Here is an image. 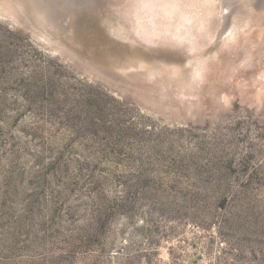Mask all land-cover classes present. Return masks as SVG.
Returning <instances> with one entry per match:
<instances>
[{
  "label": "rangeland",
  "instance_id": "1",
  "mask_svg": "<svg viewBox=\"0 0 264 264\" xmlns=\"http://www.w3.org/2000/svg\"><path fill=\"white\" fill-rule=\"evenodd\" d=\"M17 1L0 0V264H264V0H226L214 49L134 0Z\"/></svg>",
  "mask_w": 264,
  "mask_h": 264
},
{
  "label": "bare ground",
  "instance_id": "2",
  "mask_svg": "<svg viewBox=\"0 0 264 264\" xmlns=\"http://www.w3.org/2000/svg\"><path fill=\"white\" fill-rule=\"evenodd\" d=\"M18 1H17V4L22 9H23V7L30 6L34 3V4H37L36 12L39 13V11L41 10V7H39V6H41L40 0H35V1L33 0L31 2L26 0L24 2L21 1L22 3L18 2ZM118 1H121V0H118ZM134 2L137 3V5L142 6V8L145 9V12H147L151 16L152 23L155 24L156 29H158V30L162 29L164 26L171 25V23H177L176 27L183 25L185 28H187V29L189 28V30H192V32H193V34H192L193 43H195L197 45L200 43L206 42L207 46L209 44L210 48L214 49L216 42L217 43L221 42L222 36H224L225 34H228L229 32L230 33L232 32V35H233V32L236 30L235 25L237 22L234 21V18H235L234 17V11H232V8L230 10L231 12L228 10L230 5L228 7V5L226 4V0H134ZM121 3H122V1H121ZM253 4H255V2ZM228 11L230 12V14L228 13ZM226 13H228V14L225 15ZM43 14H44V11H43ZM34 15H35L34 20L37 22L35 25L36 26H38V25L41 26V24L44 25V23H43L44 19H42V17H44V15L42 17L40 15L36 16L37 14H34ZM215 15L220 17L218 19V22L220 20L222 21L223 18H225L227 25H226V28H224V26H223L224 30H220L219 27L217 26V24H215V22H213L211 20L215 17ZM225 16H227V18ZM238 20H240V19H238ZM39 26H38V28H39ZM175 28H173V29H175ZM222 33H223V35H221ZM223 40L225 41V39H223ZM223 43L225 44V42H223ZM205 50H207V49H204L203 51H205ZM207 51L210 52L209 50H207ZM208 52L206 54H208ZM203 54H205V53H202L201 55H203ZM200 57L202 59V56H200ZM199 60H200V58H199ZM263 65H264V63H263ZM182 75H184V74H182ZM174 77L177 79L176 81H178V82H182V83L186 82V79L184 78L185 76L184 77L180 76L178 73H175ZM244 78L240 79L237 82V87L238 86L244 87L247 84L254 85L257 82V80H255L254 78H251L250 80H248L246 78L244 79ZM256 79H258V78H256Z\"/></svg>",
  "mask_w": 264,
  "mask_h": 264
},
{
  "label": "water",
  "instance_id": "3",
  "mask_svg": "<svg viewBox=\"0 0 264 264\" xmlns=\"http://www.w3.org/2000/svg\"><path fill=\"white\" fill-rule=\"evenodd\" d=\"M105 29H106V28H105ZM106 32H107V34H109V33H108V30H106Z\"/></svg>",
  "mask_w": 264,
  "mask_h": 264
}]
</instances>
